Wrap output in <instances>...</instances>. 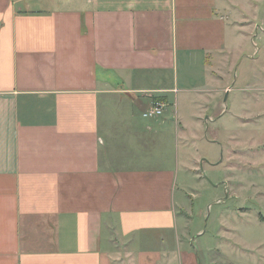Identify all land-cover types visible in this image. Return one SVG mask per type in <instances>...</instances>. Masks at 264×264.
<instances>
[{
	"label": "crops",
	"instance_id": "obj_1",
	"mask_svg": "<svg viewBox=\"0 0 264 264\" xmlns=\"http://www.w3.org/2000/svg\"><path fill=\"white\" fill-rule=\"evenodd\" d=\"M252 3L0 0V264H264V221L243 216L260 256L240 233L232 259L231 230L198 242L176 196L181 104L200 105V132L216 56L236 55L233 15ZM156 101L164 114L143 118Z\"/></svg>",
	"mask_w": 264,
	"mask_h": 264
},
{
	"label": "rangeland",
	"instance_id": "obj_2",
	"mask_svg": "<svg viewBox=\"0 0 264 264\" xmlns=\"http://www.w3.org/2000/svg\"><path fill=\"white\" fill-rule=\"evenodd\" d=\"M251 1L252 9L239 8L233 15L232 31L242 38L234 44L236 55L228 52L216 56L215 74L220 88L201 100L205 110L200 113V132L194 130L199 122L193 120L200 105L181 104L183 118L190 124V139H185L180 157H184L190 174L187 177L183 171L185 185L176 193L182 197L184 188L187 196L180 213L191 236L200 229L204 233L198 242L213 245L214 232L229 228L233 242L228 244L227 253L233 255L232 259L243 253L240 233L246 234L243 241L253 245L248 259H253L252 252L259 253V234L250 223L254 219L264 221V199L258 201V196L264 195V134L261 136L255 125L256 114L264 111V100L258 99L264 98V86L260 85L264 83V0ZM244 114H249L244 119L246 124L241 123ZM210 117L215 123L209 122ZM183 172H179L178 182ZM245 215L249 225H245ZM219 219L226 224H220Z\"/></svg>",
	"mask_w": 264,
	"mask_h": 264
},
{
	"label": "built area",
	"instance_id": "obj_3",
	"mask_svg": "<svg viewBox=\"0 0 264 264\" xmlns=\"http://www.w3.org/2000/svg\"><path fill=\"white\" fill-rule=\"evenodd\" d=\"M166 104L162 101L154 102L148 110L143 113V117L147 119H156L164 114Z\"/></svg>",
	"mask_w": 264,
	"mask_h": 264
}]
</instances>
